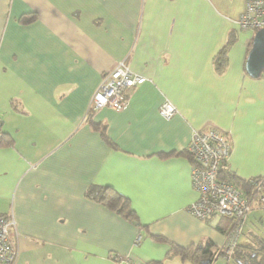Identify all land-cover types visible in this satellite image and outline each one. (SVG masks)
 Listing matches in <instances>:
<instances>
[{
	"label": "crops",
	"instance_id": "obj_1",
	"mask_svg": "<svg viewBox=\"0 0 264 264\" xmlns=\"http://www.w3.org/2000/svg\"><path fill=\"white\" fill-rule=\"evenodd\" d=\"M245 2L0 0V121L11 139L0 144V214L15 219L14 264H192L168 256L170 245L223 244L230 218L187 209L197 194L185 150L193 128H214L230 142L223 166L264 176V75L246 73L255 31L236 22ZM120 60L146 81L122 110L89 109ZM164 98L177 108L169 119L157 111ZM90 185L126 196L137 221L86 196Z\"/></svg>",
	"mask_w": 264,
	"mask_h": 264
},
{
	"label": "built area",
	"instance_id": "obj_2",
	"mask_svg": "<svg viewBox=\"0 0 264 264\" xmlns=\"http://www.w3.org/2000/svg\"><path fill=\"white\" fill-rule=\"evenodd\" d=\"M236 22L243 29L264 27V0H246ZM146 79V76L133 71L124 60H120L101 77L88 108L122 110L128 104V92ZM157 111L160 117L169 119L177 113V108L172 101L164 98ZM186 149L194 160L190 168V179L197 194L187 209L200 219L213 216L231 218L225 240L215 254L228 258L246 216L252 209H264V179L258 180L254 191L246 196L232 182L218 177L230 153L229 139L220 130L193 128ZM16 235L13 215L0 214V264H14L17 256Z\"/></svg>",
	"mask_w": 264,
	"mask_h": 264
},
{
	"label": "trees",
	"instance_id": "obj_3",
	"mask_svg": "<svg viewBox=\"0 0 264 264\" xmlns=\"http://www.w3.org/2000/svg\"><path fill=\"white\" fill-rule=\"evenodd\" d=\"M33 17L34 16L22 18L21 20L22 22H28V21H31ZM231 42L232 40H228L213 58V65L217 71H222L224 67L226 66V63H227L226 50ZM250 46H251V43L248 44V50ZM262 74L264 75V70L262 71L260 75ZM0 133H1L0 144L7 143V142L9 143L11 141L9 136H7V134H5L1 130V121H0ZM185 152L190 158V160H192L193 162L194 161L193 157L187 151V149L185 150ZM223 164H225V162ZM218 177L232 182L234 185L239 187L246 196L247 194H251L252 191H254L256 182L262 178V176H260V177H254V178H249V179H243V178L238 177L234 172L230 171L225 166H222L221 169L219 170ZM85 195L99 201L100 203L108 207L109 209L117 213L123 214L128 220L137 221L138 219L136 212L133 210V208L130 207L128 198L122 195L121 193L115 191L109 185H90L88 188H86ZM220 218H230V217H220ZM138 223L140 222L138 221ZM158 239H162V238L160 237ZM216 252H217V247L211 241H207L204 244H200L198 246H188V247H183L177 244H171L170 250L168 251L167 255L170 257L178 256L181 260L189 261L192 264H211L216 258L215 257ZM257 254L260 256V258H258L256 263L264 264V243L260 245V248ZM247 255L248 256H244V258L250 259L252 256L250 255V253H247ZM232 256L235 260L234 255ZM112 257L117 258L118 255L115 254V255H112ZM156 264H160V263L157 262Z\"/></svg>",
	"mask_w": 264,
	"mask_h": 264
},
{
	"label": "rangeland",
	"instance_id": "obj_4",
	"mask_svg": "<svg viewBox=\"0 0 264 264\" xmlns=\"http://www.w3.org/2000/svg\"><path fill=\"white\" fill-rule=\"evenodd\" d=\"M253 210L254 209L251 211L254 213H249L246 220H244L241 232L237 238L239 243L245 244V247L240 248L236 246V241V244L230 252L231 254L233 253L236 261L231 260L226 262L225 258L219 256L215 258L211 264H245L247 262L250 264H257L256 261L258 258H260L257 253L259 251L260 245L264 243V209L259 207L256 208V211ZM247 253L252 255L250 259L244 258V256H248Z\"/></svg>",
	"mask_w": 264,
	"mask_h": 264
},
{
	"label": "water",
	"instance_id": "obj_5",
	"mask_svg": "<svg viewBox=\"0 0 264 264\" xmlns=\"http://www.w3.org/2000/svg\"><path fill=\"white\" fill-rule=\"evenodd\" d=\"M244 68L250 77L259 76L264 70V27L255 30L245 58ZM250 264V263H245Z\"/></svg>",
	"mask_w": 264,
	"mask_h": 264
},
{
	"label": "clouds",
	"instance_id": "obj_6",
	"mask_svg": "<svg viewBox=\"0 0 264 264\" xmlns=\"http://www.w3.org/2000/svg\"><path fill=\"white\" fill-rule=\"evenodd\" d=\"M255 31V30H254ZM231 254V253H230ZM230 254L228 255V258H230ZM215 257H217V256H215Z\"/></svg>",
	"mask_w": 264,
	"mask_h": 264
}]
</instances>
